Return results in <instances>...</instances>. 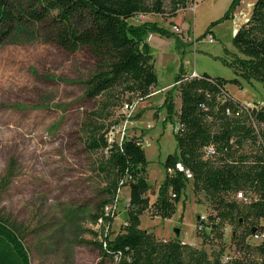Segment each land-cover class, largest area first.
Instances as JSON below:
<instances>
[{"label": "rangeland", "instance_id": "1", "mask_svg": "<svg viewBox=\"0 0 264 264\" xmlns=\"http://www.w3.org/2000/svg\"><path fill=\"white\" fill-rule=\"evenodd\" d=\"M7 1L24 6L30 0ZM232 1L186 0V8L178 10L173 23L169 17L172 4L167 0L165 14H148L141 22L135 18L130 22H156L173 35H180L172 29L179 24L189 43L186 56L180 52L181 65L230 80L237 75L223 60L227 57L225 49L231 55L237 52L233 37L250 16L247 5L252 10L255 0H244L234 15L221 20ZM211 25V33L206 35ZM210 34L215 38L212 43L208 41ZM97 70V61L88 49L71 52L59 46L43 23L17 25L0 45V180L11 159L19 165L17 177L0 195V216L26 232L31 263L100 264V252L92 242L101 240L107 226L94 216L109 195L108 178L98 164L106 152H91L85 146L86 124L94 120L104 122L110 141L134 137L141 140L147 159L145 176L149 188L145 197L149 206L140 215V229L160 240L178 239L204 249L210 258L222 247L225 255H232L233 235L242 227L225 224L222 239L211 232L208 224L212 210L205 194L194 191L189 172L174 214L166 219L157 215L156 201L166 176L164 162L176 151L174 134L179 128L177 117L168 120L166 108L162 107L168 90L159 92L158 87L174 81L175 68L163 70L157 66L158 85L143 98L139 94H122L119 88L88 97L86 82ZM226 86L243 103L264 105V83L239 79V83ZM173 100L179 110L178 91L173 92ZM126 102L131 109H125ZM129 198L130 188L123 186L109 206L116 215L111 225L114 235L123 232L127 223ZM248 241L254 243L251 238ZM261 257L256 255L258 261ZM105 264L113 263L107 260Z\"/></svg>", "mask_w": 264, "mask_h": 264}, {"label": "trees", "instance_id": "2", "mask_svg": "<svg viewBox=\"0 0 264 264\" xmlns=\"http://www.w3.org/2000/svg\"><path fill=\"white\" fill-rule=\"evenodd\" d=\"M165 1L30 0L24 6H15L2 0L0 45L17 25L43 23L54 43L71 52L86 48L96 59L98 70L86 82L88 97L117 88L125 95L147 97L157 85L158 75L146 37L150 33L172 37L173 32L156 22L134 24L130 19L139 14H165ZM170 2V18L186 8V0ZM239 3L233 0L221 20L230 18ZM233 43L237 52L231 55L226 48L223 60L233 68L236 78L227 80L206 73L193 76L181 65L174 86L167 92L162 107L166 108L168 120L177 117L179 128L174 134L176 151L164 162L166 176L159 188L156 209L163 219L174 214L188 183L186 171L189 172L194 191L205 194L212 210L208 224L211 232L222 239L225 224L242 227L233 235L235 252L225 255L222 247L210 258L204 249L178 239L160 240L140 229V215L149 206L145 197L149 188L145 176L147 159L141 140L134 137L110 141L104 122L94 120L86 124L85 146L91 152H106L98 164L108 178L109 195L94 216L107 226L101 240L92 242L100 252V264L107 260L113 264H264V240L252 238L254 234H264V105H247L226 86L239 83V79L264 83V0L255 1ZM174 91L179 93V110L175 108ZM108 116L109 113L106 119ZM210 147L214 153L208 156L206 150ZM247 147L252 149L248 151ZM178 165L184 170H179ZM18 169L16 160L11 159L0 180V195L17 177ZM123 186L130 188L128 219L123 232L114 235L111 225L115 211L107 214L105 208L114 204ZM239 192L250 201L238 200ZM25 234L21 227L0 216V264H32ZM257 254L262 256L261 261Z\"/></svg>", "mask_w": 264, "mask_h": 264}, {"label": "crops", "instance_id": "3", "mask_svg": "<svg viewBox=\"0 0 264 264\" xmlns=\"http://www.w3.org/2000/svg\"><path fill=\"white\" fill-rule=\"evenodd\" d=\"M243 1L244 0H242L238 4V7H240V8L243 7ZM238 7H236V8H238ZM249 8H251L250 4L247 5V9H248V12H250V14H251L252 10L249 9ZM249 10H251V11H249ZM233 15H234V13H233ZM174 19L175 18H170V21L173 22ZM143 20H141V21H143ZM141 21H138V22H141ZM174 25H178L180 27L179 24H174ZM184 33L185 32H183V34ZM186 40L187 39L185 38L184 35H178V34L176 35V34H174L172 37H166V36H162V35H160L158 33H150L146 37V42L150 46L152 54L155 57V67H156V69H157V66L161 67L163 70H166L168 68H175V73L177 72L176 74H178L179 73L178 70L181 67L180 66L181 65L180 52L185 53L184 56H186V53L189 52L187 47H186L187 45H189V43ZM193 41H194V43L196 42L195 40H193ZM184 69L186 70V72L188 74H194V73H196L198 75L200 74V73H198V71L196 69H194L193 71H190L187 67H184ZM176 74L174 75V81H172L171 83L165 84L162 87H158L159 92L169 90L171 87L174 86ZM158 82H159V79H158ZM157 85H158V83H157ZM156 93H158V91L155 92V94Z\"/></svg>", "mask_w": 264, "mask_h": 264}, {"label": "built area", "instance_id": "4", "mask_svg": "<svg viewBox=\"0 0 264 264\" xmlns=\"http://www.w3.org/2000/svg\"><path fill=\"white\" fill-rule=\"evenodd\" d=\"M146 16H147V15H145V14H139V15H137V16L135 17V19L138 20V21H141V20L145 19ZM172 29H173L174 32H177V33H179L180 35H184V34H183V31L181 30V28H180L178 25H174V26H172ZM214 40H215V38H214V36H213L212 34L208 35V41H209L210 43L214 42ZM191 75L196 76V75H198V74L194 73V74H191ZM124 106H125V109H126V110L131 109V106H130V103H129V102H126ZM122 139H123V138H122ZM121 141H122V140H121ZM206 152H207V155L209 156V155H212V154L214 153V150H213V148L210 147V148H208V149L206 150ZM178 169L181 170V171L184 170V168H183L181 165H178ZM169 172H172V170L169 169ZM186 172H187V171H186ZM236 198H237L238 200H242L244 203H247V202L250 201V198H249L248 196H246L243 192H239V193H237ZM111 210H113L112 207H111ZM111 210H110L109 206L105 208V211L107 212V214H108ZM200 219H201V218H199V220H200ZM203 220H204V217L202 218V221L200 222L201 224H200V226H199V230H198V231H200V232L203 231V226H204V221H203ZM252 238H253V240H256V241H262V240H264V234H262V235H261V234H254V235L252 236ZM194 247H195V246H194ZM226 259H227V256L224 257V260H226Z\"/></svg>", "mask_w": 264, "mask_h": 264}, {"label": "water", "instance_id": "5", "mask_svg": "<svg viewBox=\"0 0 264 264\" xmlns=\"http://www.w3.org/2000/svg\"><path fill=\"white\" fill-rule=\"evenodd\" d=\"M175 233H176V237L179 238V236H180L179 229H176V230H175Z\"/></svg>", "mask_w": 264, "mask_h": 264}]
</instances>
